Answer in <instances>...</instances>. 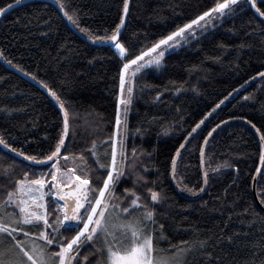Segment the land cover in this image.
I'll list each match as a JSON object with an SVG mask.
<instances>
[{"label": "trees", "instance_id": "1", "mask_svg": "<svg viewBox=\"0 0 264 264\" xmlns=\"http://www.w3.org/2000/svg\"><path fill=\"white\" fill-rule=\"evenodd\" d=\"M12 2L0 0V6ZM71 2L80 11L82 27L104 29L119 23L122 0ZM213 4L214 0H130L124 36L129 43L136 42L132 51L138 54ZM253 17V11L246 8L202 37L199 43L193 41L166 53L163 66L149 70L139 82L146 91L142 95L136 93L124 125L126 152L131 154L135 147L142 154L143 164L151 169L148 178L157 180V190L166 196L156 212L171 244L180 246V241L193 243L210 238V246L204 252L191 255L189 264H264V213L254 200L251 180L260 155V144L254 132L246 124L234 122L224 125L213 135L215 139H210L209 151L212 159L206 157L207 163L215 167L227 160L234 167L222 168L219 174L212 176L210 186L201 198L187 201L174 190L169 174L171 156L183 142L185 133L178 126L167 134L165 131L181 116L183 127L190 130L221 100L225 101L229 93L233 94L235 89L246 84L245 81L264 71V35H245L244 22ZM45 21H50L51 28ZM75 30L87 38L77 28ZM0 51L61 94L77 114L72 122L75 143L69 144V150L79 153L90 147L93 140L98 145L103 141L101 155L109 153L103 162L110 163V145L116 139L120 99L119 62L112 50L85 42L69 28L54 6L33 0L0 19ZM175 85H182L185 91L175 94ZM193 88L196 91H192ZM157 89L163 93L160 101L154 99ZM244 96L251 99L244 100ZM0 108L8 110L0 112V133L17 137L14 147H24L26 140L55 137L59 131L56 127L60 123L59 112L53 103L1 64ZM244 118L252 120L264 133V83L261 79L212 116L202 126L203 135L221 121L246 122ZM138 128L141 129L139 133ZM202 143V137L192 141L190 154L184 158L188 168L182 175L189 187H199L202 183L196 151ZM0 154L6 157L0 159V165L6 166L14 159L1 149ZM24 170L22 166L17 167L15 175H22ZM156 170H159L158 176ZM261 170L264 171V165ZM131 186L129 179L120 188ZM178 188L183 194L192 196ZM144 196L147 199L146 193ZM245 208H249L248 213H244ZM253 209L260 216L254 223ZM228 237H232L231 243H228ZM162 247L168 249V243H163ZM208 252L219 259L210 261Z\"/></svg>", "mask_w": 264, "mask_h": 264}, {"label": "snow or ice", "instance_id": "2", "mask_svg": "<svg viewBox=\"0 0 264 264\" xmlns=\"http://www.w3.org/2000/svg\"><path fill=\"white\" fill-rule=\"evenodd\" d=\"M53 2L68 22L92 42L107 46L118 58L120 99L116 125L120 130V159L118 161L117 147L112 137L108 138L112 141L110 163L103 162L109 155L108 152L101 155L103 141L98 145L93 140L87 149L79 153L71 152L69 144L75 143L73 138L76 135L72 131V122L77 114L61 94L43 80H38L34 73L25 71L4 57L3 51H0V59L37 81L56 101L60 119L55 137L45 136L40 141L26 140L22 148L13 146L18 142L17 137L10 133H0V147L10 151L15 158H22L19 163L14 158L6 166L0 165V264H189L191 255L204 252L210 246V238L193 243L180 241V246L171 244L164 231L165 225L159 222L156 212L166 196L157 190L159 182L148 178L151 169L143 164L142 154L135 147L131 154L126 152L127 130L123 126L136 93L142 95L146 91L145 86H140L139 82L149 70L163 66L166 53L170 54L193 41L199 43L202 37L233 19L237 13H243L246 8L254 10V17L244 22L245 35H264V0H214L212 7L182 26L177 25L173 31L153 42L146 50L141 49L138 54L132 51L136 42L129 43L124 36L130 0H122L119 23L104 29L82 27L80 11L71 0ZM21 3L22 0H13L12 3L0 6V16ZM45 24L51 28L50 21H45ZM256 77H260L261 83H264V71L258 72L251 79L255 80ZM174 91L178 95L185 88L175 85ZM162 95L157 89L154 99L160 101ZM243 99L249 100L251 97L244 96ZM223 102L221 100L212 112L196 122L190 130L183 127L182 116L165 130L167 134L174 126H178L185 133L182 136L183 142L179 143L171 156L169 174L181 190L192 196L205 192L212 176L219 174L222 168L234 167L227 160L215 167L206 161V157L212 159L209 155L210 138L214 140L213 134L221 124L227 125L228 122L216 124L207 131V135H203L202 126ZM7 111L6 108H0V112ZM244 119L259 137V160L264 165V133L252 120ZM140 131L138 128L137 132ZM198 137L203 140L196 148L202 183L199 187H189L184 183L182 175L188 168L184 158L190 154L192 141ZM0 159L6 157L0 154ZM21 166L25 170L22 175L16 176L15 170ZM255 172L257 175L251 177L254 182L253 195L258 198L260 205H264V171L257 167ZM156 175H159V170H156ZM129 179L132 186L121 189L120 185ZM252 211L254 223L260 220V216L254 209ZM260 211L264 212V208ZM248 212L249 208H245L244 213ZM227 240L231 243L232 237ZM165 242L168 243V249L162 247ZM207 257L210 261L219 259L213 257L211 252L207 253Z\"/></svg>", "mask_w": 264, "mask_h": 264}, {"label": "water", "instance_id": "3", "mask_svg": "<svg viewBox=\"0 0 264 264\" xmlns=\"http://www.w3.org/2000/svg\"><path fill=\"white\" fill-rule=\"evenodd\" d=\"M30 1H33V0H24V1H22V3H21L20 5H23V4L28 3V2H30ZM41 1H43V2H45V3H48V4L52 5V6H54V7L57 9V11L59 12V14L61 15V17L63 18V20L68 24L69 28H70L75 34H77L79 37H81L85 42H88L89 44H91V45H95V46H102V45H99L98 43H94V42H92L91 40L85 38L83 35H81L79 32H77V31L75 30V28L72 26V24H71L70 22H68L67 19L63 16L62 12H60V10L58 9L57 5L53 2V0H41ZM20 5H19V6H20ZM16 7H18V6L13 7L11 10H13V9L16 8ZM11 10H8V11L6 12V14H7L8 12H10ZM251 10H252V9H251ZM252 11H253V13H254V10H252ZM3 16H4V15H3ZM3 16H0V19H1ZM106 47H107V46H106ZM0 64H1L3 67H5L7 70H9L10 72H12V73L18 75L19 77L23 78L25 81H27L28 83H30L31 85H33L34 87H36L38 90H40V91H41V92H42V93H43V94L49 99V101H50L51 103H53V105H54V106L57 108V110H58V105H57L56 101H55L53 98L50 97V95L47 93V91H46V90H45V89H44V88H43L38 82L32 80L29 76L24 75L22 72L17 71L15 68L10 67V66H9V65H8L3 59H0ZM260 79H261L260 77H256L255 80H252V79H251L250 81H248L247 84H244L243 87L239 88V91H235L231 96L228 97V99H226V100L223 102V104H220V107L216 109L215 113H212V115L208 116L207 121H208L212 116H214L217 112H219L220 110H222L225 106H227L228 104H230L231 102H233L236 98H238L241 94H243V93L247 90L248 87H250L252 84H255V83H256L257 81H259ZM58 112H59V110H58ZM211 112H212V111H211ZM207 121H206V122H207ZM234 122H240V123H244V124H246V125H247V126H248V127L254 132V134H255V130L252 129L251 126L248 125L246 122H241V121H238V120H232V121H228L227 124H229V123H234ZM223 126H224V124H221V127H220L219 129H221ZM219 129H217V131H218ZM214 134H215V133H214ZM214 134H213V135H214ZM255 135H256V137H257V139H258V142H259V137H258V135H257V134H255ZM210 139H211V138H210ZM0 149H1L2 151L6 152L7 154H9L10 156H12V157L15 158V155L12 154V153H10V151L3 150L2 147H0ZM260 152H261V147H260ZM16 159H17V160H22V158H16ZM258 167H261V169H262V165H261V163H260V160H259V163H258ZM255 175H257V174L255 173ZM255 175H254V176H255ZM170 178H171V183H172V186H173L174 190H175V191H176V192H177L182 198H184V199L187 200V201H196V200H198L199 198H201V197L205 194V192H206V191H205V192L199 193V195H197V196H188V195H185V194H183V193L179 190V188H178L177 185H176V181H174V180L172 179L171 175H170ZM253 188H254V182H252V192H253ZM253 196H254V195H253ZM254 200H255L256 205H257V207H258L259 209L263 208V207L259 204L257 198H254ZM263 213H264V212H263Z\"/></svg>", "mask_w": 264, "mask_h": 264}, {"label": "rangeland", "instance_id": "4", "mask_svg": "<svg viewBox=\"0 0 264 264\" xmlns=\"http://www.w3.org/2000/svg\"><path fill=\"white\" fill-rule=\"evenodd\" d=\"M121 112L123 113V109H122V107H121ZM123 128H124V126H123ZM119 131H120V130H118V126H117V131H116V136H115L116 139H114V141H115V143H116V147H117V153H118L117 159H118V161H119V159H120V157H119V153H120V151H121Z\"/></svg>", "mask_w": 264, "mask_h": 264}]
</instances>
